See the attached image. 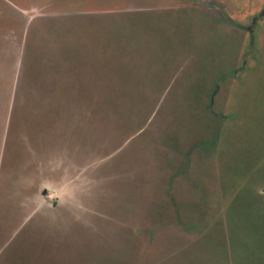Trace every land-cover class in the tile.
Wrapping results in <instances>:
<instances>
[{
	"label": "rangeland",
	"instance_id": "1",
	"mask_svg": "<svg viewBox=\"0 0 264 264\" xmlns=\"http://www.w3.org/2000/svg\"><path fill=\"white\" fill-rule=\"evenodd\" d=\"M0 264H264V0H0Z\"/></svg>",
	"mask_w": 264,
	"mask_h": 264
},
{
	"label": "crops",
	"instance_id": "2",
	"mask_svg": "<svg viewBox=\"0 0 264 264\" xmlns=\"http://www.w3.org/2000/svg\"><path fill=\"white\" fill-rule=\"evenodd\" d=\"M7 119H8V117H7ZM38 189H41V188H38ZM45 193H46V191H45Z\"/></svg>",
	"mask_w": 264,
	"mask_h": 264
}]
</instances>
